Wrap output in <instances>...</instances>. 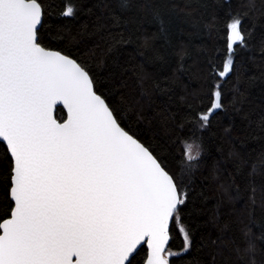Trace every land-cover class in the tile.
I'll return each mask as SVG.
<instances>
[{
  "label": "trees",
  "instance_id": "16d2710c",
  "mask_svg": "<svg viewBox=\"0 0 264 264\" xmlns=\"http://www.w3.org/2000/svg\"><path fill=\"white\" fill-rule=\"evenodd\" d=\"M39 42L86 64L95 90L187 193L171 222L169 264H264V0H39ZM67 6L74 16L61 13ZM244 44L222 78L227 24ZM219 86L222 108L195 120ZM65 119L61 106L55 110ZM200 156L187 161L185 144ZM11 159L0 143V216ZM189 230L191 246L182 251ZM251 246V251L246 252ZM141 246L131 264H142ZM128 264V263H127Z\"/></svg>",
  "mask_w": 264,
  "mask_h": 264
},
{
  "label": "snow or ice",
  "instance_id": "6c2138e0",
  "mask_svg": "<svg viewBox=\"0 0 264 264\" xmlns=\"http://www.w3.org/2000/svg\"><path fill=\"white\" fill-rule=\"evenodd\" d=\"M127 6V0H122ZM74 16L67 6L61 13ZM39 0H0V143L11 159L0 216V264H131L147 244L146 264H169L170 221H180L187 193L118 119L95 90L86 64L39 42ZM239 16L227 24L226 59L244 44ZM219 86L195 120L206 127L222 108ZM67 110L62 123L54 117ZM187 161L200 156L185 144ZM184 247L189 230L180 226ZM251 251V246L245 249Z\"/></svg>",
  "mask_w": 264,
  "mask_h": 264
},
{
  "label": "water",
  "instance_id": "95a60500",
  "mask_svg": "<svg viewBox=\"0 0 264 264\" xmlns=\"http://www.w3.org/2000/svg\"><path fill=\"white\" fill-rule=\"evenodd\" d=\"M38 27H40V26H38ZM49 50H53V49H49ZM57 51V50H56ZM63 54V53H62ZM222 78H225V77H222ZM59 106H61L63 109H64V111H65V119H67V110L63 107V105H59ZM56 110V109H55ZM55 110H54V117L56 118V115H55ZM57 119V118H56ZM65 119H63L62 121H59L58 119H57V121L58 122H63ZM136 138V137H135ZM137 139V138H136ZM142 143V142H141ZM167 171V170H166ZM171 222L172 221H170V224H169V228H170V225H171ZM169 241H170V233H169ZM169 241H168V244H169ZM168 244L166 245V248H167V246H168ZM145 246L146 247V257H145V259H144V261H143V263L142 264H146V261H147V256H148V248H147V244L146 243H143L142 244V246ZM141 246H138V249L140 248ZM128 262H126V264H127Z\"/></svg>",
  "mask_w": 264,
  "mask_h": 264
}]
</instances>
